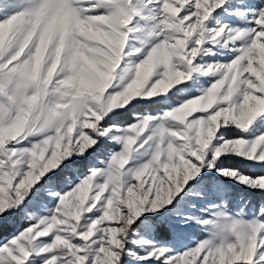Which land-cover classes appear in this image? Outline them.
<instances>
[{
  "label": "snow or ice",
  "instance_id": "obj_1",
  "mask_svg": "<svg viewBox=\"0 0 264 264\" xmlns=\"http://www.w3.org/2000/svg\"><path fill=\"white\" fill-rule=\"evenodd\" d=\"M0 264H264V0H0Z\"/></svg>",
  "mask_w": 264,
  "mask_h": 264
}]
</instances>
